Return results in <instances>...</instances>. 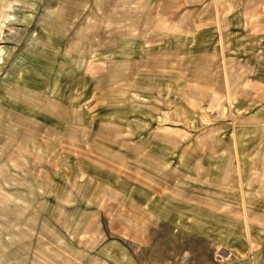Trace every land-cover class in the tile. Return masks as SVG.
I'll return each mask as SVG.
<instances>
[{"label":"rangeland","instance_id":"rangeland-1","mask_svg":"<svg viewBox=\"0 0 264 264\" xmlns=\"http://www.w3.org/2000/svg\"><path fill=\"white\" fill-rule=\"evenodd\" d=\"M242 1L0 0V264L247 257L157 222L148 194L119 186L124 168L128 189L154 183L137 169L154 166V120L214 118L229 63L200 28H227Z\"/></svg>","mask_w":264,"mask_h":264},{"label":"crops","instance_id":"crops-1","mask_svg":"<svg viewBox=\"0 0 264 264\" xmlns=\"http://www.w3.org/2000/svg\"><path fill=\"white\" fill-rule=\"evenodd\" d=\"M229 15L227 28H200L213 33L216 63L230 66L214 71V118H201L198 131L192 120L170 117L163 128L154 120V166L137 167L154 183L128 189L124 168L119 186L125 197L148 194L142 204L154 206L157 222L247 256L236 264H264V0L242 1Z\"/></svg>","mask_w":264,"mask_h":264},{"label":"bare ground","instance_id":"bare-ground-1","mask_svg":"<svg viewBox=\"0 0 264 264\" xmlns=\"http://www.w3.org/2000/svg\"><path fill=\"white\" fill-rule=\"evenodd\" d=\"M6 9H7V8H6ZM1 17H2V16H1ZM7 17H8V14L3 16V20H2V22H1V24L4 23V22H6V21H8Z\"/></svg>","mask_w":264,"mask_h":264}]
</instances>
